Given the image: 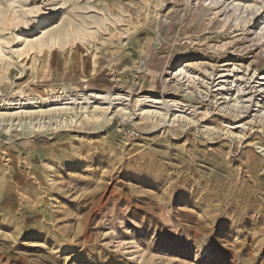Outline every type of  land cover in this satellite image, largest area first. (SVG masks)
Segmentation results:
<instances>
[{
	"label": "rangeland",
	"instance_id": "obj_1",
	"mask_svg": "<svg viewBox=\"0 0 264 264\" xmlns=\"http://www.w3.org/2000/svg\"><path fill=\"white\" fill-rule=\"evenodd\" d=\"M237 1L0 0V100L71 107L0 130V264H264V0Z\"/></svg>",
	"mask_w": 264,
	"mask_h": 264
},
{
	"label": "bare ground",
	"instance_id": "obj_2",
	"mask_svg": "<svg viewBox=\"0 0 264 264\" xmlns=\"http://www.w3.org/2000/svg\"><path fill=\"white\" fill-rule=\"evenodd\" d=\"M211 2H213V3L222 2L225 5L226 9L229 8L232 12L236 13L235 19L239 18L240 14L247 15L248 12H250V14L252 15V14H254V12H257L259 10L257 8V6L253 3L252 4H244V3H241L237 0H211ZM260 28L261 29L258 32V35L261 38H264V27L261 26ZM185 72H186L185 68L184 69L181 68V70H178L175 72V76L183 75ZM107 96H109V95H107ZM120 96L115 95V98H118ZM84 98L87 99V101H88V99L90 97H84ZM115 98H113L112 100H115ZM67 99H72L74 102L76 100V99H74V97L73 98L67 97ZM2 101H5V102H2ZM69 103H71V102H68V101L64 102V104H69ZM157 103H159V102L157 101ZM173 103H174L173 105H169L167 102L164 103V101H163V105H165V109H166L163 112L162 111L157 112L155 110H144L145 111L144 113L147 114L146 118L150 120V118L155 117V120H156V117H157L158 118V120H157L158 124L163 125V127L168 125L169 122L171 124L172 122L177 120L180 116V115L179 116L174 115L172 120L169 118V116H171V114H173V113H171V110H172L171 106H177V105H175V102H173ZM2 105H5V107L3 106L4 109L8 110V112L0 110V126L3 130H5V131L11 130V129L29 130L32 133L33 132L45 133L48 130V127H50L53 124V122L58 121V118L60 116H63L62 115L63 113L68 112L71 109V107H67L64 105L54 107L55 109L52 110V111H54V113L53 112L52 113L56 114V115H52V117H51V116H45V114H43L42 112H40V114L30 115V113H33V112H31V110H28V111L27 110H16V111L10 110L11 108H14V106L21 105V102L19 100H16V99H12V100L8 99L7 101L6 100H0V106H2ZM142 109H144V108H142ZM103 111H105V110H103ZM96 113H98V112H96ZM101 113L105 114V112H101ZM94 114H95V112H91L89 115L91 118L94 116L96 117V115H94ZM89 115L87 118H89ZM118 115H120L121 118H124L126 116L125 115L124 117H122L123 114L121 115V114L115 113L114 115H112L110 117V119H112ZM95 117H94V119H95ZM181 118H182V116H181Z\"/></svg>",
	"mask_w": 264,
	"mask_h": 264
},
{
	"label": "built area",
	"instance_id": "obj_3",
	"mask_svg": "<svg viewBox=\"0 0 264 264\" xmlns=\"http://www.w3.org/2000/svg\"><path fill=\"white\" fill-rule=\"evenodd\" d=\"M2 128H1V126H0V130H1ZM130 133V135L133 137V135H135V132L134 131H132V132H129Z\"/></svg>",
	"mask_w": 264,
	"mask_h": 264
}]
</instances>
